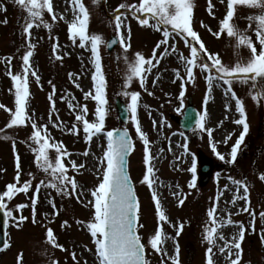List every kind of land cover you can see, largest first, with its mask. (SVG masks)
<instances>
[{
  "label": "rangeland",
  "instance_id": "obj_1",
  "mask_svg": "<svg viewBox=\"0 0 264 264\" xmlns=\"http://www.w3.org/2000/svg\"><path fill=\"white\" fill-rule=\"evenodd\" d=\"M87 7L90 18L87 24V32L91 34H100L103 43L99 47V55L101 57L102 71L106 79V99H107V116L105 121V131L114 129L127 128L134 143V151L128 158V172L135 186L138 199L142 209V223L145 228L141 230L144 242L154 232L157 226L155 219V205L151 199L152 193L147 187L140 183L144 173L145 165L143 164L144 145L136 135L135 127L131 123L130 114L128 122L121 124L117 118L116 102H119L127 109L130 98L123 93L138 92V111L137 117L142 131L147 135L150 144L149 148L154 159L152 167L155 170L156 185H154L163 210L169 217L170 221L179 225L183 223V230L179 237L175 236V230L168 224L163 225L164 234L170 237L164 242V248L174 254L175 246H179V258L182 264H205L206 243L203 240V229L207 221L206 212L211 207L212 200L216 197L218 191H223L224 186H229V191L224 192L235 194V186L231 185L228 180L230 175L234 179L245 180L249 187L250 209L256 213L255 232L249 226L251 217L246 212L235 213L244 206V201H238L235 205L225 204L222 201V195L218 204V212H222L221 218L225 222L231 218L235 226L242 223L245 228V236L241 242L242 262L241 264H264V244L261 243V228L264 221H261L259 213L264 211V182L258 179L261 173H264V99L259 103L254 102L249 94L251 89V81L247 84L236 81L233 83V91L238 98L244 102L247 115V123L249 124V132L245 136V141L241 145L238 153L237 161L234 164H226L219 160L212 152L207 133H199L189 131L184 133L179 128V120L183 116V112L188 105V99L191 105L198 111L203 113L207 111L206 126L212 117L211 108L212 96L207 90L205 76L208 73H201L197 68L194 70L195 81L187 80L184 64L179 60V54L189 55V49L179 37L175 38L177 51L164 56L160 60L157 68H153L148 74L145 81V88H141L139 81L134 79L128 89H124L123 85L128 74L127 65L124 62V53L119 43V38L115 33L114 15L119 14L125 19V24L130 26V48L127 53L129 61H133L135 53L139 52L150 58L153 48L162 37L161 31H156L152 27L140 26L137 19H134L128 10V5L139 4V0H100L99 3L93 4V0H82ZM53 11L57 15V20L52 21L51 16L44 12V21L52 24L51 31L40 26L31 30L32 42L36 45L34 54L30 58L32 70L37 72L40 77L39 84L34 77L29 75V91L30 98L28 101L29 114L35 113L40 123L49 121L50 102L49 94L52 92V85H55L56 94L54 96L55 108L59 114L60 128H53L49 124L50 135L55 141L62 142L65 150L71 155L64 158V163L68 168V175L73 176L77 182L76 192L80 193V200L75 194L69 197H61L56 194L53 189L42 188L38 196L36 206L37 223H32V208L30 196L34 191V185L40 180L51 179L50 176L38 169L34 164V155L32 147L35 145L29 139L32 128L27 126H14L6 128L10 122L9 113L0 109V137L6 136L8 139L0 138V194L4 191L9 183H14L16 175L15 163L16 155H19L22 172L20 177L21 184L29 180V173H32L36 180L33 181V189L28 195L18 194L11 201H5L8 207L13 210L16 217L23 215L27 217L19 228L16 227V221H9L6 228V239L9 247L0 251V264H53L58 261L59 264H75L71 253L75 252L80 264H98L95 257V247L92 238L87 230V223L91 221L92 209L85 207L87 202L92 199L90 192L99 183L102 178V172L97 171L101 168V160L103 156V147L106 146V139L103 135L94 136L91 142H85V134L82 130V123L75 121V114L71 112L67 103L61 100V97H68L71 93L75 100L73 104H86L89 109L87 119L91 122L94 120L95 102L84 99V92L93 90L91 75L95 68L92 62L90 44L87 49H82L69 39L67 24L74 19L73 10L70 11L71 0H52ZM194 5L192 9V27L199 34L206 48L214 54H218L222 63L225 65H233L240 59L247 61L250 52L246 47L236 48V39L229 38L226 31L221 34L220 38L212 35V32L219 31L220 21L226 15V3L224 0H212V14H209V0H192ZM6 11H0V103L14 111V89L10 77L6 74L7 65L6 57H12L11 65L13 74L21 71L22 55L27 50L26 40L22 31L27 13L19 6L14 5L11 0H0ZM62 4L65 6L62 11ZM125 4L126 7L119 9L118 6ZM72 6V4H71ZM262 14L260 8H252L247 6H238L236 14L231 23L246 35L256 40L255 20L249 21L248 17H256ZM63 15L65 19L59 17ZM7 23H3L4 20ZM153 23V21H149ZM251 23V28L249 24ZM202 24L204 26H202ZM170 27V26H169ZM211 29V32L209 31ZM124 35L128 37L127 27L123 30ZM115 35L118 38V44L112 51L106 50V42L110 36ZM58 43L59 52L69 55L64 56L62 60H56L52 54V45ZM198 47V46H197ZM163 51V46L158 50ZM119 57V59H118ZM155 63V61H154ZM179 71V77L173 70ZM73 73L81 78L77 81L83 91L77 89L73 82L69 79L68 74ZM159 77V79H157ZM153 81H156L155 85ZM51 82V83H50ZM184 84L185 95L183 97V106L179 94L181 92V84ZM264 85V81L260 82ZM218 92L226 96L228 101L229 112L227 118L218 117L213 121V138L212 142L216 144L217 151L226 158H230V150L235 143L239 133L243 130L241 125L233 123L235 119H239V114L235 109V101L231 99L230 94H225L222 87H216ZM12 90V91H10ZM152 92L153 95H148ZM205 97L207 103L205 105ZM52 120H56V114L53 113ZM153 120L157 121V126H153ZM164 121L161 127L160 122ZM222 122V123H221ZM76 123L80 129L78 135L72 134L69 129L72 124ZM171 127H168V125ZM176 132L177 135L172 136ZM184 133V137L179 135ZM223 133L231 134V139L225 145ZM170 138L172 141L183 143L185 138L188 143V154L181 156L179 161L171 162L173 156H180L183 152L182 148H174V151H168L166 144ZM15 144V153L13 151ZM163 149V152L160 151ZM88 152L87 156L83 153ZM49 156L54 162L55 152L49 151ZM193 156L197 162V179L195 187L189 189L188 184L192 179V174L187 171L192 166ZM71 161H75L78 165H85L82 169L73 170ZM179 167L182 170H177ZM206 168V173L202 169ZM217 173L220 175L217 176ZM179 185L177 189L175 186ZM70 190V187H69ZM179 191L180 196H174L173 193ZM240 195H243L241 190ZM185 203L179 206V199L184 198ZM48 199H54L57 208L61 209L59 215H52V208L48 204ZM82 201V202H81ZM27 204L29 207L17 212L15 210L18 204ZM229 213H232L229 217ZM51 220V223H49ZM64 221L67 225L62 227ZM77 221L83 223L78 224ZM51 227L54 231L57 241L67 251L59 248H53L46 243V230ZM238 228V227H237ZM221 228H218V231ZM239 230V228H238ZM175 237V239H171ZM218 245V241H216ZM221 246V245H220ZM223 247V246H222ZM91 249V251H89ZM215 259L221 257L218 248L213 249ZM235 251V249H234ZM18 257L20 260L18 262ZM146 258L150 264H160L162 259L155 255L150 248L146 249ZM235 257L233 256V259ZM166 259V258H164ZM170 264V262H169ZM225 264L227 262L225 261Z\"/></svg>",
  "mask_w": 264,
  "mask_h": 264
},
{
  "label": "snow or ice",
  "instance_id": "obj_2",
  "mask_svg": "<svg viewBox=\"0 0 264 264\" xmlns=\"http://www.w3.org/2000/svg\"><path fill=\"white\" fill-rule=\"evenodd\" d=\"M11 2L25 10L27 16L25 23L22 26V31L26 40L27 50L22 55L21 71L13 74L11 60L12 57H6L5 62L7 65L6 74L10 77L13 89H14V111L7 108L4 104L0 103V109L10 115V122L5 126L6 128H12L14 126H27L31 125L32 131L29 139L35 145L32 147L34 155V164L40 170H42L46 176H50L51 179L40 180L34 185V191L30 196L31 208H32V223H37L36 219V206L38 203V196L42 188L53 189L57 195L61 197H69L73 194L80 200V193L76 192L77 182L73 176L68 175V168L64 163V158L71 155L65 150L62 142L55 141L50 135L49 124L53 128H60L61 123L59 121V114L55 108L54 96L56 94L55 85H52V92L48 96L50 102L49 121L47 123H40L36 118L35 113L29 114L28 101L30 98L29 91V75L34 77L39 84L40 77L35 70H32L30 58L34 54L36 45L32 42L31 30L36 27L43 26L51 31L52 24L44 21V12L51 16L53 22L57 20V15L53 11L52 0H11ZM100 0H93V4L99 3ZM224 0H221L223 3ZM73 8L74 19L71 23L67 24V31L69 39L76 44L78 39V46L82 49H87L90 44L92 62L94 64L95 71L91 75L92 89L84 92L85 100H92L95 102V111L93 113L94 120L91 122L87 119L89 115V109L86 104L81 105L79 103L73 104L75 97L68 93V97H61V100L67 103V106L71 112L75 114V121L82 123V130L85 134V142H91L94 136L103 135L106 139V146L103 147V156L101 160V168L97 171L102 172V178H99V183L90 195L91 200L87 202L85 207H91L92 218L87 223L86 227L92 238V243L95 247V257L98 264H150L146 258V249L150 248L155 255L160 256V264H182L179 258V246H175L174 254H170L164 248V242L169 239L164 234L163 225L168 224L175 230V236L179 237L183 230V223L179 225L170 221L169 217L165 214L161 200L155 191L154 185H156L155 170L151 166L154 157L151 154L149 144L150 141L147 135L142 131L140 123L137 117L139 93L132 91H124V95L130 98V102L127 104V112L130 114L132 125L135 127V132L139 140L144 145L143 164L145 165V173L140 181L141 184L147 185L152 193L151 199L155 205V219L157 226L154 232L147 238V242H144V238L141 235V230L145 228V224L142 223V209L138 199L135 186L131 180L128 172V157L134 151V143L127 130L114 129L105 131V121L107 116V99H106V79L102 71L101 57L99 55V47L103 43L102 36L100 34H91L87 32V24L89 22L90 13L82 2V0H71ZM238 6H247L252 8H260L262 14L256 17H248L249 21L255 20L256 28L255 35L256 40L253 41L251 37L246 35L245 32H241L234 23L233 18L236 14ZM125 4L118 6L119 9L125 8ZM194 5L192 0H139V4L128 5L127 8L131 12L134 19H137L140 26L152 27L156 31L162 29V39L157 42L153 48L152 56L145 58V56L139 52L135 53L133 61H129L127 53L130 48V33L131 28L125 24V19L121 18V15L115 14V33L119 38L120 46L124 53V62L127 65L128 74L126 76L123 88L128 89L131 86V82L134 79L139 81L141 88H145V81L148 74L151 73L153 68H157L160 64V60L171 53L177 51V45L174 42L176 37H179L185 44V47L189 49V55L185 56L183 53L179 54V60L184 64L187 80L190 82L195 81V69H199L201 73H208L205 76L208 92L213 91L216 87H222L224 93L230 94L231 99L235 101V109L239 114V119H235L233 123L241 125L243 130L239 133L235 143L230 150V158H226L225 155L217 151L216 144L212 142L214 129L206 126L207 111L203 113H197L194 126L191 127V131L199 133H207L209 137L210 147L212 152L217 158L226 164H234L237 161L238 153L241 150V145L245 141V136L249 132V124L247 123V115L244 107V102L237 97L235 91H233V83L239 81L247 84L251 81L250 95L254 102L259 103L264 99V85H261V81H264V0H227L226 3V15L220 21L219 31L212 32V35L216 38H220L221 34L226 31L229 38L236 39L235 47H246L250 56L247 61L237 59L235 64L229 66L222 63L218 54L212 53L208 50L202 41L199 34L192 27V9ZM212 0H209V14H212ZM0 11H6L3 4H0ZM59 19L63 20L65 17L61 15ZM153 21V23H149ZM3 23H7L5 19ZM170 26V27H169ZM202 26H204L202 24ZM127 27L128 37L124 35L123 30ZM251 28V23L249 24ZM211 32V29H209ZM117 43L116 39L107 42V47H112ZM163 46V51L159 52ZM198 46V47H197ZM59 44L54 43L52 45V54L56 60H62L64 56L69 53L64 52L62 55L59 52ZM171 49V53L169 52ZM119 59V57H118ZM155 61V63H154ZM179 77V71L173 70ZM69 79L73 82L74 86L83 91L80 84L77 81L80 76H74L73 73L68 74ZM159 79V77H157ZM51 83V82H50ZM156 81H153L155 85ZM145 90H147L145 88ZM12 91V90H10ZM148 95H153L152 92H148ZM184 84H181V92L179 99L181 100V106H183ZM207 103V97H205V105ZM225 110L228 111L227 105ZM56 114V120H52V114ZM222 123V122H221ZM161 127L164 125V121L160 122ZM153 126H157V121L153 120ZM168 127H171L169 124ZM4 131L0 129V132ZM69 131L78 135L80 129L77 124L71 125ZM177 135L176 132L172 133V136ZM179 135L184 137V133L180 132ZM8 139V137H0ZM169 139L168 151H172L171 139ZM231 139V134L224 138V143L227 145L228 140ZM177 148H182L183 152L180 156H176V160L179 161L181 156L188 154V143L185 138L183 143H177ZM54 150L55 158L54 162L49 156V151ZM13 151L15 153V144H13ZM163 152V149H160ZM89 153H83L87 156ZM15 163L16 175L14 177V183L6 185L5 190L0 194V214L4 218V226L8 227L9 221H16V227L19 228L20 224L27 220V217L20 215L16 217L13 214V210L8 207L5 201H11L18 194L28 195L30 190L33 189V181L36 177L29 173V180L20 182L22 166L20 163L19 155L17 154ZM71 167L73 170L82 169L85 167L83 164H77L75 161H71ZM177 170H182L177 167ZM192 174V179L188 184L189 189L195 187L197 179V162L195 157L192 159V166L187 169ZM220 174L217 173V176ZM258 179L264 182V173L258 176ZM228 180L231 185L235 186V194L232 196L231 204L235 205L238 201L243 200L244 206L239 209L235 214L239 215L240 212H246L251 217L249 226L255 232L256 213L250 209L249 201V187L245 180L234 179L230 175ZM70 187V190H69ZM177 189L179 185L175 186ZM229 186L225 185L223 191H218L214 200H212L211 207L207 210V221L203 229V240L206 243L205 252V264H219L215 259L214 248H218L219 253L224 255L227 264H241L242 262V248L241 242L244 239L246 228L240 223L236 226L239 228L238 238L233 236L231 240H225V237L218 232V228H223L227 225H233L235 222L229 218L226 222L220 219L217 215L218 204L220 197L224 192L229 191ZM241 190L243 195H240ZM174 196H180L179 191L173 193ZM185 199H179V206H183ZM82 202V201H81ZM227 203V201H226ZM48 204L51 206L53 212L52 215H59L61 209L57 208L54 199H48ZM29 207L27 204L16 205L15 210L17 212ZM232 213H229L231 217ZM261 221H264V211L259 213ZM51 223V220H49ZM78 224L83 223L77 221ZM67 225V221H64L62 227ZM7 235V233H5ZM175 239V237H171ZM217 240H223L224 245L221 247L216 243ZM46 243L53 248H59L62 251H67L57 241V237L51 227L46 230ZM261 243L264 244V225L261 228ZM9 247L8 240L5 239L3 246L0 247V251H3ZM235 249V251H233ZM91 251V249H89ZM72 259L75 264H80L76 257V253H71ZM235 257L234 259L232 257ZM166 258V259H164ZM18 262L20 257L17 258ZM53 264H59L58 261H54Z\"/></svg>",
  "mask_w": 264,
  "mask_h": 264
},
{
  "label": "bare ground",
  "instance_id": "obj_3",
  "mask_svg": "<svg viewBox=\"0 0 264 264\" xmlns=\"http://www.w3.org/2000/svg\"><path fill=\"white\" fill-rule=\"evenodd\" d=\"M61 1L64 2V0H61ZM70 8H71L70 11L73 10L71 4H70ZM64 10H65V6H64V4H62V11L64 12ZM210 94L212 96L213 108H211L212 117L208 121L207 127L213 128V121L214 120H217L218 117H223L226 119L227 113H230V112H229V110L228 111L225 110V106L227 105V107L229 108V106H228L229 104H228V101L226 100V96L224 94H222L221 92H218L216 88H214ZM227 134L223 133L222 137H226ZM177 143H178V141H172L171 140L172 153H173L174 148L176 147ZM166 146H167V148L169 147V142L166 144ZM170 161L171 162L177 161L176 160V154L173 156L172 159L170 158ZM233 195H231L229 192L224 194L222 196V201L225 204H229ZM226 201H227V203H226ZM221 214H223V213L222 212L217 213L219 218H221ZM218 232L225 237V240L230 241L233 236H237V238H238L239 230L235 226H225V227L221 228ZM217 241L221 245V247L224 245L225 241H223V240H217ZM233 251H234V249H233ZM225 255H227V253H225L224 255H221V257H218L217 260H218L219 264H225V259H224Z\"/></svg>",
  "mask_w": 264,
  "mask_h": 264
},
{
  "label": "water",
  "instance_id": "obj_4",
  "mask_svg": "<svg viewBox=\"0 0 264 264\" xmlns=\"http://www.w3.org/2000/svg\"><path fill=\"white\" fill-rule=\"evenodd\" d=\"M115 38H111V40H113ZM109 41V42H110ZM116 45L113 44L112 47H108V50H111L114 46ZM117 110H118V117L122 122H126L127 120V112L124 109L123 106H121L118 102H117ZM196 114L197 112L192 108V107H188L184 113L183 118L180 120L179 125L181 127V129L183 131H189L191 129V127L194 126L195 123V119H196ZM206 169H203V171H205ZM5 226H4V218L3 215L0 214V247L3 246V242L5 240Z\"/></svg>",
  "mask_w": 264,
  "mask_h": 264
}]
</instances>
